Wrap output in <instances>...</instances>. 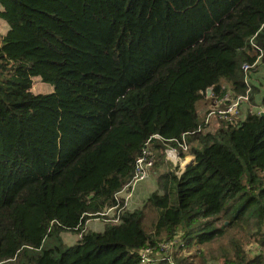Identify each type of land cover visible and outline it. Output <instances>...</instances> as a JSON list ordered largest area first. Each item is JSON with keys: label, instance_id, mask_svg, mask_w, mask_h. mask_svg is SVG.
Wrapping results in <instances>:
<instances>
[{"label": "trees", "instance_id": "obj_1", "mask_svg": "<svg viewBox=\"0 0 264 264\" xmlns=\"http://www.w3.org/2000/svg\"><path fill=\"white\" fill-rule=\"evenodd\" d=\"M0 20V264H139L175 236V264H206L194 249L241 224L259 249L232 240L224 264H264V115L190 134L199 102L245 93L253 45L264 72V0H0ZM261 83L247 104L262 110ZM184 134L193 163L159 175L151 231L140 209L107 222L147 140L157 169ZM54 229L80 237L45 250Z\"/></svg>", "mask_w": 264, "mask_h": 264}, {"label": "built area", "instance_id": "obj_2", "mask_svg": "<svg viewBox=\"0 0 264 264\" xmlns=\"http://www.w3.org/2000/svg\"><path fill=\"white\" fill-rule=\"evenodd\" d=\"M253 47L259 52L256 60L252 64L244 63L241 66L243 81L246 86L245 93L238 96H231L230 94L226 93L221 98L216 99L215 105H212L211 109H209L205 114L203 124L190 134L204 131L212 117H216L218 120L231 125H237L240 107L249 102V93L251 91V74L256 71V65L262 56V51L255 45H253ZM221 105L223 107H220ZM261 113L264 114V109L261 110ZM186 135L187 134L182 135L180 140L175 141L177 147H168L164 151L165 160L172 163L174 166L179 165L181 169L182 165L186 162V158L181 157L180 151L184 153L188 151V145L185 140ZM153 139L161 140V137L158 135H153L147 140L141 150L140 155L135 160L133 176L131 180L114 197L116 204L109 208L105 213L100 214L102 217L106 216V218H108L109 214L111 212L113 213V215L107 219V222H118L121 212L127 207L136 185L139 182L146 180L150 175V172L154 166V155L150 148V141ZM177 246L182 245L180 244L179 237L175 236L172 240L160 242L156 251L149 247L143 248L139 251V264H156L157 262L163 260H166L169 262V264H175L171 254L177 251ZM253 248H255L254 251L259 249L257 245H255ZM249 249L251 248L249 247Z\"/></svg>", "mask_w": 264, "mask_h": 264}, {"label": "rangeland", "instance_id": "obj_3", "mask_svg": "<svg viewBox=\"0 0 264 264\" xmlns=\"http://www.w3.org/2000/svg\"><path fill=\"white\" fill-rule=\"evenodd\" d=\"M7 31V26L6 24L0 20V33H6ZM260 71L257 72V74H259ZM255 74V73H253ZM252 74V75H253ZM261 77L260 78V74H259V78L254 76V78L251 79V82L254 84L256 83H260V80L264 81V72L261 73ZM31 91L33 94L37 95V94H49L53 92V86L51 84L48 83H43L42 81H40L39 78H33L32 80V87H31ZM200 103L199 102L197 104V110L200 109ZM242 107V106H241ZM240 107V108H241ZM253 113H261V107H260V99L257 96L256 97V102L253 105ZM246 113L242 108V113H241V118L240 116L238 117V121L239 120H243L245 117ZM169 164H171L172 167H174V165L168 161H165ZM188 164V163H187ZM163 167V166H161ZM157 187L154 186V183L151 181L150 176H148V178L142 182H139L134 191L135 194L138 195V200H137V208L140 209L143 214H144V218H143V226L146 230V232H150L154 223L157 221L158 219V210L156 208H154L153 206L149 205L147 200L149 198V196L153 193L156 192ZM175 199V196L171 197V201ZM175 202V201H174ZM87 231L88 232H102L105 230L107 223L98 219H94V220H90L88 221L87 225ZM86 230V229H85ZM251 233H253V229L251 226H246V224H241L240 226H236L235 228H232L230 230H228L225 235L209 244H204L201 245L197 248H195L194 250H196V252L198 253V257H197V262L201 261V258L206 262V264H224V258L222 257V254L224 252H229L230 249V242L232 240L234 241H240V243H245V239L249 238L251 241L250 244H248L246 247H250L252 251L255 250V248H253L255 246V242L254 240L257 239V236H252ZM77 234L76 232H71V231H60L57 229H54L51 234L45 239V241L43 242V248L45 250L48 249H53V248H58L60 251H64L65 249H67L70 246H73L77 243ZM246 244V243H245ZM245 246V245H244ZM245 247V249H246ZM194 250H187L186 253H188L187 255H191L193 253ZM200 250V251H199ZM249 250V249H248ZM185 254V253H184ZM183 254V255H184ZM186 255V256H187ZM55 256L58 257V254H56Z\"/></svg>", "mask_w": 264, "mask_h": 264}, {"label": "crops", "instance_id": "obj_4", "mask_svg": "<svg viewBox=\"0 0 264 264\" xmlns=\"http://www.w3.org/2000/svg\"><path fill=\"white\" fill-rule=\"evenodd\" d=\"M1 35H4L5 33H0ZM261 70V69H260ZM261 71H260V76H259V74H257V73H255V74H253V75H251L252 76V78H254V76H256V77H260V78H262L261 76ZM258 77V78H259ZM262 83V87L264 88V81L263 80H260ZM251 82V81H250ZM256 84H258V83H256ZM200 109L198 110V112H199V115H200V117H201V119H202V121L204 120V117H205V114L208 112V110L209 109H211V107L212 106H208V105H206V103L205 102H201L200 103ZM220 107H223L222 105L220 106ZM242 108H243V110L245 111V113H247L248 111L249 112H253L252 110H253V105L252 104H244V105H242V107L240 108V113H239V116H240V118H241V113H242ZM219 124H220V120H218L216 117H212L211 119H210V122H209V124H208V126L205 128V130H206V132H214V130H216L217 129V127L219 126ZM182 158L183 157H185L186 158V162L182 165V169L181 170H183L184 169V167L185 166H187V165H190V164H192L193 163V156H191V155H184V156H181ZM166 160H164V162H165ZM187 162H188V164H187ZM173 168L172 166H171V164H169L168 165V163L167 162H165V164L163 165V167H158L157 169H154V168H152V170H151V172H150V178H151V181L154 183V186H156V184H157V180H158V177H159V175H161L162 173H164L168 168ZM170 170V169H169ZM137 200H138V195L137 194H135V191L133 192V194H132V197L130 198V201H129V203H128V205H127V207L125 208V209H129V210H137L138 208L136 207L137 206ZM110 217L113 215V213L111 212L110 214ZM87 225V224H86ZM87 226H85V229H87L86 228ZM78 237L79 236H77V240H78Z\"/></svg>", "mask_w": 264, "mask_h": 264}, {"label": "water", "instance_id": "obj_5", "mask_svg": "<svg viewBox=\"0 0 264 264\" xmlns=\"http://www.w3.org/2000/svg\"><path fill=\"white\" fill-rule=\"evenodd\" d=\"M210 93H211V90L208 89V90H207V96H210ZM263 115H264L263 113H260V116H263Z\"/></svg>", "mask_w": 264, "mask_h": 264}, {"label": "bare ground", "instance_id": "obj_6", "mask_svg": "<svg viewBox=\"0 0 264 264\" xmlns=\"http://www.w3.org/2000/svg\"><path fill=\"white\" fill-rule=\"evenodd\" d=\"M188 163V162H187Z\"/></svg>", "mask_w": 264, "mask_h": 264}]
</instances>
